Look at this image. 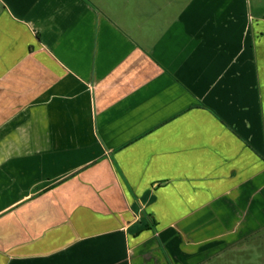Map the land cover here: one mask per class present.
Here are the masks:
<instances>
[{"label":"crops","instance_id":"0c3cea01","mask_svg":"<svg viewBox=\"0 0 264 264\" xmlns=\"http://www.w3.org/2000/svg\"><path fill=\"white\" fill-rule=\"evenodd\" d=\"M261 210L264 0H0V264H203Z\"/></svg>","mask_w":264,"mask_h":264},{"label":"rangeland","instance_id":"374dc122","mask_svg":"<svg viewBox=\"0 0 264 264\" xmlns=\"http://www.w3.org/2000/svg\"><path fill=\"white\" fill-rule=\"evenodd\" d=\"M260 225L249 232L245 238L218 256L203 264H264V212L258 213Z\"/></svg>","mask_w":264,"mask_h":264}]
</instances>
